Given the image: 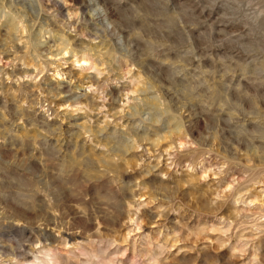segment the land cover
Wrapping results in <instances>:
<instances>
[{
  "label": "rangeland",
  "instance_id": "rangeland-1",
  "mask_svg": "<svg viewBox=\"0 0 264 264\" xmlns=\"http://www.w3.org/2000/svg\"><path fill=\"white\" fill-rule=\"evenodd\" d=\"M57 1L0 0V264H264V0Z\"/></svg>",
  "mask_w": 264,
  "mask_h": 264
},
{
  "label": "bare ground",
  "instance_id": "bare-ground-1",
  "mask_svg": "<svg viewBox=\"0 0 264 264\" xmlns=\"http://www.w3.org/2000/svg\"><path fill=\"white\" fill-rule=\"evenodd\" d=\"M61 1L63 3H65V4H67V3L79 4L80 3L79 8H78L80 14L78 13V11H76L74 9H69L67 7V10H66V13H67L66 16L68 18L67 24L70 25L72 27V29H74L75 31H78V29H80V26H82V27H84L82 29L87 32V28L86 27L91 26L93 21L90 18H87L88 15L87 16L85 15V9L87 10L89 8L90 9L93 8V7L95 8L96 5H99V0H61ZM42 5H43V3H42ZM45 7H47V5ZM45 7H44V9H45ZM50 7L52 9L54 8L55 10H59V9L61 10L62 9L61 4H59V2L57 0H51V6ZM94 8L92 10L95 11V13H94L96 15V19L95 20L98 21V24L100 26L101 25L103 26L104 24L102 23V21H104L105 19L108 18V15H109L108 11H107L106 8L104 10L102 7L101 8L97 7L95 9ZM48 9H50L49 6H48ZM83 9H84V11H83ZM57 12H59V11H57ZM104 30L105 31L109 30L107 25L104 26ZM62 50L67 52L68 51L67 50V45H63ZM27 197L32 198L33 196H27ZM44 231H46V230H44Z\"/></svg>",
  "mask_w": 264,
  "mask_h": 264
}]
</instances>
